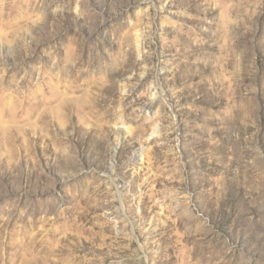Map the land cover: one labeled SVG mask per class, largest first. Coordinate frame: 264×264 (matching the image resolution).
I'll use <instances>...</instances> for the list:
<instances>
[{
	"label": "rangeland",
	"instance_id": "rangeland-1",
	"mask_svg": "<svg viewBox=\"0 0 264 264\" xmlns=\"http://www.w3.org/2000/svg\"><path fill=\"white\" fill-rule=\"evenodd\" d=\"M0 264H264V0H0Z\"/></svg>",
	"mask_w": 264,
	"mask_h": 264
}]
</instances>
